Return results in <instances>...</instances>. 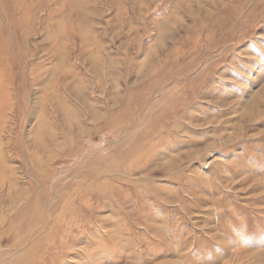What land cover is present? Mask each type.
Returning <instances> with one entry per match:
<instances>
[{"label": "rangeland", "instance_id": "obj_1", "mask_svg": "<svg viewBox=\"0 0 264 264\" xmlns=\"http://www.w3.org/2000/svg\"><path fill=\"white\" fill-rule=\"evenodd\" d=\"M0 264H264V0H0Z\"/></svg>", "mask_w": 264, "mask_h": 264}, {"label": "bare ground", "instance_id": "obj_2", "mask_svg": "<svg viewBox=\"0 0 264 264\" xmlns=\"http://www.w3.org/2000/svg\"><path fill=\"white\" fill-rule=\"evenodd\" d=\"M2 78H8V76L7 75H5V72H3L2 70L0 71V80L2 79ZM3 92H4V90H3V88H2V85H1V83H0V113H1V110L3 109V106H1V104H3V103H5V99L3 98ZM1 115V114H0ZM1 124V123H0Z\"/></svg>", "mask_w": 264, "mask_h": 264}]
</instances>
